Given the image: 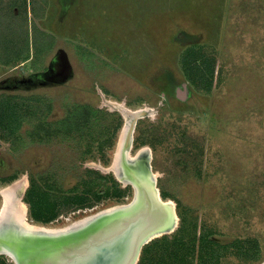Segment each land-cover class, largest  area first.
I'll return each instance as SVG.
<instances>
[{
    "label": "rangeland",
    "instance_id": "1",
    "mask_svg": "<svg viewBox=\"0 0 264 264\" xmlns=\"http://www.w3.org/2000/svg\"><path fill=\"white\" fill-rule=\"evenodd\" d=\"M170 1L176 5L166 11L163 0H81L83 13L72 15L67 29L71 36L79 34L84 45L56 39L53 54H39L34 62L5 71L0 77V101L4 100L0 105L11 100L15 112L22 114L8 131L0 129V179L16 176L11 181L0 180V189L23 174L30 186L32 167L44 183L43 174L53 162L64 165L69 160L65 153L68 146L86 148L90 137L82 143L46 141L37 131L39 120H60L72 107L86 105L102 113L91 129L95 132L91 138L96 139L94 158L78 160L79 171L92 169L106 179L99 180L97 174L84 176L99 183L96 193L87 196L91 207L62 213L45 224L34 220L29 208V219L63 226L69 218L131 203L134 186L125 184L114 172L98 168L100 164L112 165L120 133L127 125L122 112L106 105L105 99L125 103L130 109L147 106L154 112L137 117L126 131L125 157H134L146 147L139 159L143 165L136 174L153 178L163 199L175 202L179 219L172 233L143 245L134 264H259L264 260V0H226L229 5L225 6L220 35L197 39L205 43L199 46L210 59L204 67L215 72L204 71V79L192 72L191 80L182 69L181 57L193 47L184 49L182 43L176 44L174 61L170 62L163 33L171 37L176 32L167 19L181 25V19L209 25L212 33L213 20H208L218 0ZM159 41L164 42L161 49ZM118 42L125 46L120 51L129 53L130 61L145 63L143 68L119 70L88 49L89 43L95 44L111 56L118 50ZM29 44L35 54L53 46V37L39 32L32 23L29 33L22 14L9 13L0 19V58L13 56L14 50L27 52ZM59 49L60 55L56 54ZM63 57L65 66L60 60ZM164 61L174 68L165 69ZM32 109L37 116L32 117ZM120 121L122 127L115 131ZM106 139H113L114 146L103 151L101 144ZM67 154L76 156L75 152ZM69 176L68 189L84 182L76 173ZM115 183L125 191L121 201L116 200L120 192ZM29 186L22 191V185H16L25 202ZM58 196L61 201L62 195ZM3 201L0 195V209ZM0 258L16 264L7 253Z\"/></svg>",
    "mask_w": 264,
    "mask_h": 264
},
{
    "label": "water",
    "instance_id": "2",
    "mask_svg": "<svg viewBox=\"0 0 264 264\" xmlns=\"http://www.w3.org/2000/svg\"><path fill=\"white\" fill-rule=\"evenodd\" d=\"M134 166L127 159L119 167L120 180L135 188L131 203L100 212L87 227L61 236L26 232L13 220H4L0 222V255L12 254L16 264H134L142 237L162 224V213L170 210L156 198V190L163 196L151 177L127 174Z\"/></svg>",
    "mask_w": 264,
    "mask_h": 264
},
{
    "label": "trees",
    "instance_id": "3",
    "mask_svg": "<svg viewBox=\"0 0 264 264\" xmlns=\"http://www.w3.org/2000/svg\"><path fill=\"white\" fill-rule=\"evenodd\" d=\"M194 48H197L195 50ZM203 47H193L192 49H187L184 51L181 57V65L184 73L191 80L194 72L199 78H205L204 71L214 74L215 69L210 70L209 67H204V65L210 63L209 56L203 53ZM202 51V52H201ZM215 61L214 58H212ZM216 62V61H215ZM201 63V64H198ZM207 75V74H206ZM193 80V79H192ZM195 81V80H194ZM211 88V84L207 91ZM4 101V100H2ZM0 101V103L2 102ZM11 100L7 99L6 104L0 105L2 107L0 111V129L1 131H8L13 122H18V116L22 113L21 111H16V106L13 105ZM33 108V107H32ZM28 111V110H27ZM24 112V111H23ZM30 114L32 117L37 116V112L33 109ZM100 110L91 109L86 105H76L71 108V110L65 115L63 119L54 120L52 122H43L39 120V126L37 128L40 134V139H47L49 141H59L63 139L65 142L71 143H82L90 137L91 142L84 148L82 145H71L65 150L66 155L69 160H67L64 165L57 162H53L48 171H46L44 176V183H40V172H36V168L32 167L29 171L30 175V186L26 193V202L29 205L31 216L34 220L40 223H50L56 220V218L62 213H70L71 211H77L80 209H85L91 207L89 199L87 196L96 193L99 183L97 180H87L84 178L85 175H98L99 180L104 181L106 178L104 175H99L97 171L92 169H87L83 172L79 171L80 167L78 165V160L85 161L89 158H94L92 155L94 148L95 138H91L95 134L93 129L97 123V117H100ZM110 117L115 116L113 113H108ZM20 127H22V122L20 120ZM122 127V121L116 124L115 131H118ZM12 129V128H11ZM101 150H105L107 147L113 148L114 140L106 139L101 144ZM106 151V150H105ZM67 152H75L76 156H69ZM92 155V156H91ZM66 157V156H65ZM77 157V158H76ZM65 161V160H63ZM68 162V163H67ZM105 163H108L107 161ZM37 167V166H36ZM38 169L39 166H38ZM64 172L62 173L61 171ZM61 173V175H59ZM76 173L79 175V179L84 182H79L76 186L72 188L66 187V182L70 179L69 174ZM16 176L11 179H0L1 181H11L15 179ZM116 189L120 192L116 200L121 201L122 194L125 191L115 183ZM114 186V187H115ZM107 192V195H109ZM103 193V192H102ZM62 200L60 201V196ZM0 264H7L4 259L0 258Z\"/></svg>",
    "mask_w": 264,
    "mask_h": 264
},
{
    "label": "crops",
    "instance_id": "4",
    "mask_svg": "<svg viewBox=\"0 0 264 264\" xmlns=\"http://www.w3.org/2000/svg\"><path fill=\"white\" fill-rule=\"evenodd\" d=\"M170 0H163V3L165 5V10L168 11L173 8L174 5H176V2H172ZM229 2V0H228ZM226 2V0H218V3L213 4L212 10L210 9V12L212 11V18H208V21L213 20V26H214V32L210 31V26L201 24H191L188 20L181 19L182 23L184 25H181L179 21L176 22L175 19L171 20V18L167 19V21H170L172 24L171 26L174 28H171V30L175 31V35L168 37L166 33H163L164 36V42L159 41V46L161 49L162 44L165 46L168 45V51L171 52V59L170 62L173 63V55L175 54V50L177 49L175 46L176 44H183L184 49L198 46V45H204L205 43H198L197 39L201 37H209V38H217L220 33L219 30L223 29L221 26V22H223L225 18V6L229 5V3ZM82 9H84V6H81V0H0V19L8 15L9 13L12 15H19L22 14L24 19L26 18V21L28 23V32L30 33V26L31 23L33 26L38 29L39 32L43 34H47L50 38L53 37V46H51L49 49L47 48L44 51H35V54H32V51L30 49L29 44V50L27 48V52L21 50L20 53H18V50L13 52V56L8 57L6 55L1 56L0 58V77L3 78V75H6L5 71H8L9 69L17 70V68H22L25 64L34 62L36 59H38L39 54L49 55L53 54V48L55 47V40L56 39H65V40H72V42H75L74 44L84 45L83 41L79 38L78 35L71 36L69 34V30L67 29V24L72 15H75L77 17L78 13H83ZM18 25V24H16ZM19 28L18 26H15ZM144 29V27H142ZM204 35V36H203ZM134 42V39L131 40ZM120 42H118V50H113L112 55H108L107 51L105 53L101 52L99 47L97 45L90 43L89 46V52H93L91 54H94L96 58L99 56L100 61H102L105 64H108L110 66H115L119 70H124L129 72L130 69H133L131 71H134L135 68L141 69L143 68L142 60L130 61V54L127 52H122L120 50L126 49L124 45H119ZM187 50V49H186ZM185 50V51H186ZM167 51V52H168ZM117 52H121L118 53ZM184 52V51H183ZM62 53L61 49H59L56 54ZM65 53V52H64ZM151 53H155L154 51H151ZM161 53V51L159 52ZM37 54V56H36ZM36 56V57H35ZM35 57V58H34ZM43 57V56H42ZM98 58V59H99ZM61 63L63 66H65V60L64 57L61 59ZM63 60V62H62ZM165 62V69H171L174 68L173 66H169L170 62ZM162 63V62H159ZM35 67V66H33ZM65 69V67H64ZM102 90L101 87H98V90ZM153 92L157 90H152ZM108 92V91H107ZM110 96L116 97L112 92H108ZM126 93L118 96L117 98H122Z\"/></svg>",
    "mask_w": 264,
    "mask_h": 264
},
{
    "label": "bare ground",
    "instance_id": "5",
    "mask_svg": "<svg viewBox=\"0 0 264 264\" xmlns=\"http://www.w3.org/2000/svg\"><path fill=\"white\" fill-rule=\"evenodd\" d=\"M101 92V91H100ZM101 95H104L103 92H101ZM105 98V97H104ZM105 104L109 105L110 107H117L122 114L124 115V118L127 121V127L125 126L124 129L120 133V138L118 140V149L116 151V157L114 159V162L110 166H103V165H98V168H101L103 170H108L109 172H114L117 177L120 179V165H121V160L122 162H126L127 159H132L135 162V166L132 168V170H127V174H132V175H137V169L140 167V165H143L141 161H139L140 156L144 151H146V147H144L145 150H140L138 153L131 158H126L125 157V148L126 144L125 142L127 141L126 139V131L128 129L130 130L131 124H133L134 120L139 117L140 115L143 114H148V113H153L154 109L147 107V106H142L138 107L135 109H130L127 108L125 103H118L112 100H107L105 99ZM105 105V106H106ZM91 164H96L95 162H92ZM142 169V167H141ZM149 168L147 167V170ZM150 176V173L147 172ZM131 175H129L130 177ZM151 177V176H150ZM157 174L154 172V179H157ZM145 177H139V179H143ZM152 178V177H151ZM153 179V178H152ZM154 181V180H153ZM21 184L23 189L22 191H25L28 186H29V178L26 174H23L20 179L16 180L13 184H10L2 189H0V195L2 198H4V203L0 209V222L2 221H7V220H13L15 223H17L23 231L30 232V233H42V234H47V235H52V236H61V235H68L73 232H76L78 230H81L85 227H87L92 221L95 220V218L98 216L100 212L102 213H108L112 211L113 209H117L122 206V204L119 205H113L105 209H100L94 213L87 214L79 219H72L69 218L68 223L63 225V226H52V225H44L40 223H36L35 221H32L29 219V206L28 204L21 198L22 194H17V188L16 185ZM16 188V189H15ZM156 193V198L163 203H166L170 210L164 211L162 213V224L153 227L148 231L146 235H144L138 245V249L135 255V260L134 263L138 259V252L140 248L143 245L148 244L149 242L153 241L154 239H157L159 237L164 236L165 234H168L169 232L172 233L178 226V216L175 213V202L171 199H163V197L158 196L157 190L155 191ZM124 206V205H123ZM100 215V214H99ZM10 227H13L10 226ZM7 253V252H6ZM11 258H13V255L10 253H7ZM12 260L15 261L13 258Z\"/></svg>",
    "mask_w": 264,
    "mask_h": 264
},
{
    "label": "flooded vegetation",
    "instance_id": "6",
    "mask_svg": "<svg viewBox=\"0 0 264 264\" xmlns=\"http://www.w3.org/2000/svg\"><path fill=\"white\" fill-rule=\"evenodd\" d=\"M99 91H100V89H99ZM102 91V90H101ZM110 111H111V109H109Z\"/></svg>",
    "mask_w": 264,
    "mask_h": 264
}]
</instances>
